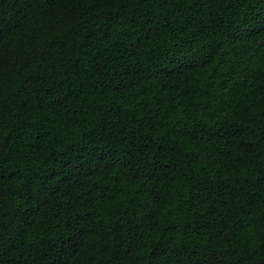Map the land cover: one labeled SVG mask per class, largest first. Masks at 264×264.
Returning a JSON list of instances; mask_svg holds the SVG:
<instances>
[{"label": "trees", "instance_id": "trees-1", "mask_svg": "<svg viewBox=\"0 0 264 264\" xmlns=\"http://www.w3.org/2000/svg\"><path fill=\"white\" fill-rule=\"evenodd\" d=\"M0 264H264V0H0Z\"/></svg>", "mask_w": 264, "mask_h": 264}]
</instances>
